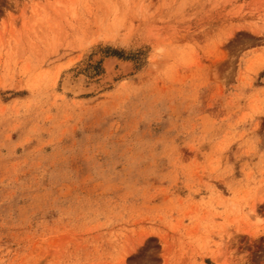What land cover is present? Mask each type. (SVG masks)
Masks as SVG:
<instances>
[{
	"label": "rangeland",
	"instance_id": "374dc122",
	"mask_svg": "<svg viewBox=\"0 0 264 264\" xmlns=\"http://www.w3.org/2000/svg\"><path fill=\"white\" fill-rule=\"evenodd\" d=\"M0 264H264V0H0Z\"/></svg>",
	"mask_w": 264,
	"mask_h": 264
},
{
	"label": "bare ground",
	"instance_id": "6f19581e",
	"mask_svg": "<svg viewBox=\"0 0 264 264\" xmlns=\"http://www.w3.org/2000/svg\"><path fill=\"white\" fill-rule=\"evenodd\" d=\"M118 63V62H117ZM105 71V70H104ZM117 73V72H116ZM110 78V77H109ZM80 82V81H79ZM67 83V82H66ZM111 84V83H110ZM82 85V84H81ZM92 85V84H91ZM96 85V84H95ZM104 85V84H103ZM106 85V84H105ZM74 86H76V85H74ZM74 86H72L73 88H74ZM79 86H80V84H79ZM98 86V85H97ZM67 87V86H66ZM68 87H69V85H68ZM77 88H78V86H76ZM90 87V86H89ZM63 88V87H62ZM76 88V89H77ZM90 88H92V87H90ZM84 89V88H83ZM87 88H85V90H86ZM99 89V88H98ZM81 90H82V88H81ZM77 91H79V90H77ZM82 92H83V90H82ZM85 92V91H84ZM87 92H88V90H87ZM71 93V92H70ZM76 93H79V92H76Z\"/></svg>",
	"mask_w": 264,
	"mask_h": 264
}]
</instances>
